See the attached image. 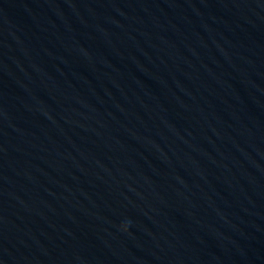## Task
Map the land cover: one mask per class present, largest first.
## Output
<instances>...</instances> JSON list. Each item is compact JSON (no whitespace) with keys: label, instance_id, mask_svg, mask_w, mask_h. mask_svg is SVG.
<instances>
[{"label":"water","instance_id":"water-1","mask_svg":"<svg viewBox=\"0 0 264 264\" xmlns=\"http://www.w3.org/2000/svg\"><path fill=\"white\" fill-rule=\"evenodd\" d=\"M0 264H264V0H0Z\"/></svg>","mask_w":264,"mask_h":264}]
</instances>
